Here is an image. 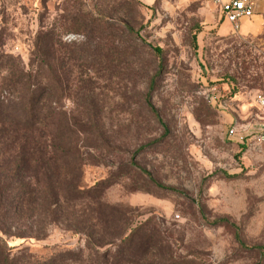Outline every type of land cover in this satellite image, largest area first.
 Wrapping results in <instances>:
<instances>
[{
	"label": "rangeland",
	"instance_id": "1",
	"mask_svg": "<svg viewBox=\"0 0 264 264\" xmlns=\"http://www.w3.org/2000/svg\"><path fill=\"white\" fill-rule=\"evenodd\" d=\"M49 29L51 161L13 135L0 142V161L23 159L33 191L2 225L12 252L64 254L63 264H264V29L234 32L217 0H0V86ZM70 33L86 39L66 42ZM18 97H7L16 109ZM48 185L86 194L54 198L49 213ZM138 226L132 256L100 259Z\"/></svg>",
	"mask_w": 264,
	"mask_h": 264
},
{
	"label": "trees",
	"instance_id": "2",
	"mask_svg": "<svg viewBox=\"0 0 264 264\" xmlns=\"http://www.w3.org/2000/svg\"><path fill=\"white\" fill-rule=\"evenodd\" d=\"M98 30H100L98 28ZM131 32V28H128ZM88 31H93L89 28ZM44 43L39 41L34 42V58L28 63L27 68L19 69L12 72L10 79L0 86V142H4L11 135L14 136V142L25 141L19 150L25 152L28 147L33 154H37L45 168L48 166L46 162L51 161V157H47L48 152H54L49 143L45 142V137L50 134L49 131V109L44 110L43 100L48 98L53 99L57 89V81L54 74V59H51L52 45V29L43 32ZM4 59H0L2 64ZM19 88V90H17ZM58 91H63V86H58ZM11 90L13 93H11ZM14 93L19 94L17 101V109L11 105V101L7 99ZM13 97V96H12ZM8 101V102H7ZM7 102V104H6ZM10 103V106H9ZM67 128H69L67 126ZM6 145H9L5 143ZM23 159L17 160L12 166L6 165L0 161V231L8 233L7 229H3V223L12 211H16L17 198L23 203V200L28 197L33 191L25 190L26 183L20 173L22 169ZM25 162V161H24ZM52 163V162H51ZM166 188V187H165ZM170 189V188H166ZM62 192H67L63 194ZM45 193V208L49 213H53L51 202L54 198L81 200L85 197L86 192L83 189L76 187L69 190L54 192L51 185H48L44 190ZM42 193V194H43ZM96 196V195H95ZM94 196V197H95ZM142 231V227L134 228L128 235L122 238L118 243L113 244V247L106 253L98 254L100 259L105 260V255L114 254L131 255L136 239ZM26 232V231H25ZM18 233L15 237L26 238L30 235L29 232ZM10 234V233H9ZM14 247L8 246L6 239L0 236V264H63L64 254L52 255L48 259H36L26 249H18L12 252ZM113 250V251H112Z\"/></svg>",
	"mask_w": 264,
	"mask_h": 264
},
{
	"label": "built area",
	"instance_id": "3",
	"mask_svg": "<svg viewBox=\"0 0 264 264\" xmlns=\"http://www.w3.org/2000/svg\"><path fill=\"white\" fill-rule=\"evenodd\" d=\"M259 0H217L219 10L223 19H225L234 32H239L240 21L245 18L253 16L254 8ZM260 105L264 107V96L260 98ZM230 134H234L233 130H230ZM264 136H260V140H263Z\"/></svg>",
	"mask_w": 264,
	"mask_h": 264
},
{
	"label": "crops",
	"instance_id": "4",
	"mask_svg": "<svg viewBox=\"0 0 264 264\" xmlns=\"http://www.w3.org/2000/svg\"><path fill=\"white\" fill-rule=\"evenodd\" d=\"M223 1H225V0H223ZM225 21L226 20L224 19V22ZM242 25L245 26V30L241 32L244 34L250 33V32L251 33L258 32V31H261L264 29V0H259L256 3L252 17L245 18V19H242L240 21L239 32H240ZM229 26H230V29H232L230 24H229Z\"/></svg>",
	"mask_w": 264,
	"mask_h": 264
},
{
	"label": "clouds",
	"instance_id": "5",
	"mask_svg": "<svg viewBox=\"0 0 264 264\" xmlns=\"http://www.w3.org/2000/svg\"><path fill=\"white\" fill-rule=\"evenodd\" d=\"M66 42H71L73 40H76L77 42H83L86 37L83 35H78V34H68L67 36L64 37Z\"/></svg>",
	"mask_w": 264,
	"mask_h": 264
}]
</instances>
